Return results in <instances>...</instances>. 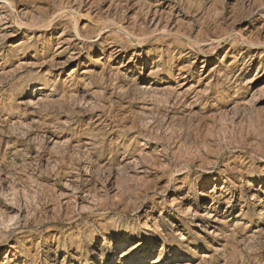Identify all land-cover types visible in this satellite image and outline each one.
I'll return each mask as SVG.
<instances>
[{
  "label": "rangeland",
  "instance_id": "374dc122",
  "mask_svg": "<svg viewBox=\"0 0 264 264\" xmlns=\"http://www.w3.org/2000/svg\"><path fill=\"white\" fill-rule=\"evenodd\" d=\"M12 1L0 264H264V0Z\"/></svg>",
  "mask_w": 264,
  "mask_h": 264
},
{
  "label": "bare ground",
  "instance_id": "6f19581e",
  "mask_svg": "<svg viewBox=\"0 0 264 264\" xmlns=\"http://www.w3.org/2000/svg\"><path fill=\"white\" fill-rule=\"evenodd\" d=\"M0 5H2V9H4L6 12H8L7 10L9 9V12L11 13V14H16L17 13V11H16V7H15V3H14V1H12V0H0ZM75 12H77V13H75L74 14V18L75 17H77V15L78 14H80V10L78 9V10H75ZM75 20H78V19H74V21ZM34 24V23H33ZM21 25H22V27H26V26H28L26 23H24L23 21H21ZM75 26H76V24H75ZM46 27H48V25L47 24H44V25H40V26H35V28L36 29H38V30H40V31H44V29L46 28ZM164 29V28H163ZM167 27L164 29L165 31H167ZM173 32V31H172ZM181 35V34H180ZM63 36H65V34L64 35H61V38L63 37ZM182 36L183 37H186V35H183L182 34ZM228 36V35H227ZM186 38H189V37H186ZM189 39H191V38H189ZM194 40V39H193ZM249 41V40H248ZM258 42V41H257ZM64 43H66L65 41L63 42V44ZM262 43H263V46H264V40L262 41ZM196 44V43H195ZM198 46H199V44H198ZM261 46V45H260ZM76 54H78V53H73L72 55H76ZM75 59H77V58H75ZM87 74H89V71L87 72ZM261 78H262V76L260 75V76H258V77H256L255 79H253L252 81H250L249 83L250 84H255L256 82H259L260 80H261ZM263 89H264V87H263ZM141 90V89H140ZM122 172V171H121ZM263 214H264V212H263ZM208 218H213V215L212 214H209L208 215ZM218 221V220H217ZM216 220H215V222H217ZM211 233V232H210ZM135 250V248L133 247V245H131V246H129V247H127V249L125 248V249H123L120 253H119V255L117 256V257H120L121 259H125V256H127L128 257V254H130L131 252H133ZM208 257V256H207ZM207 257H205V258H207ZM160 262H162L161 261V256L160 255H157V257H156V261H154V263L153 264H157V263H160Z\"/></svg>",
  "mask_w": 264,
  "mask_h": 264
}]
</instances>
